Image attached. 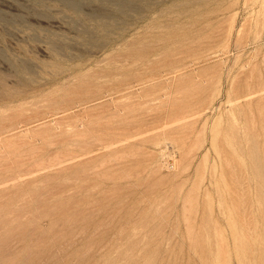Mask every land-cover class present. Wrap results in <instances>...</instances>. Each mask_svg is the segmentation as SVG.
<instances>
[{"label":"rangeland","instance_id":"obj_1","mask_svg":"<svg viewBox=\"0 0 264 264\" xmlns=\"http://www.w3.org/2000/svg\"><path fill=\"white\" fill-rule=\"evenodd\" d=\"M0 264H264V0H0Z\"/></svg>","mask_w":264,"mask_h":264},{"label":"bare ground","instance_id":"obj_2","mask_svg":"<svg viewBox=\"0 0 264 264\" xmlns=\"http://www.w3.org/2000/svg\"><path fill=\"white\" fill-rule=\"evenodd\" d=\"M107 4H108V3H106V5H107ZM116 10H117V9H116ZM98 12H99V10H98ZM106 13H107V12H106ZM104 14H105V13H104ZM110 14H111V13H110ZM73 17H74V16H73ZM81 17H83V16H81ZM84 17H85V16H84ZM88 17H89V16H88ZM88 17H87V18H88ZM128 21H129V20H128ZM114 22H115V21H114ZM119 23H120V22H119ZM105 24H106V23H105ZM93 25H94V24H93ZM93 25H92V26H93ZM118 25H119V24H118ZM124 25H125V23H124ZM88 29H89V28H88ZM106 33H107V32H106ZM87 34H88V33H87ZM99 35H100V34H99ZM101 35H102V34H101ZM107 38H110V37H107ZM91 40H92V39H91ZM17 71H18V70H17ZM22 72H24V71H22ZM23 75H24V74H23Z\"/></svg>","mask_w":264,"mask_h":264}]
</instances>
